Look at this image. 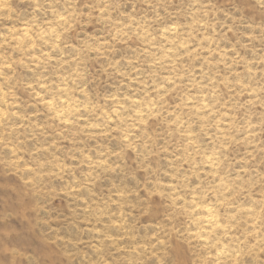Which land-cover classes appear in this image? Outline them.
Returning a JSON list of instances; mask_svg holds the SVG:
<instances>
[{"label": "clouds", "instance_id": "obj_1", "mask_svg": "<svg viewBox=\"0 0 264 264\" xmlns=\"http://www.w3.org/2000/svg\"><path fill=\"white\" fill-rule=\"evenodd\" d=\"M0 264H264V0H0Z\"/></svg>", "mask_w": 264, "mask_h": 264}]
</instances>
